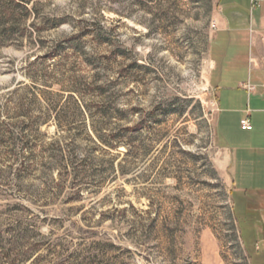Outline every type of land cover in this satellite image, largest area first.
<instances>
[{
  "label": "rangeland",
  "instance_id": "374dc122",
  "mask_svg": "<svg viewBox=\"0 0 264 264\" xmlns=\"http://www.w3.org/2000/svg\"><path fill=\"white\" fill-rule=\"evenodd\" d=\"M17 4L0 23V264H254L215 127L218 0Z\"/></svg>",
  "mask_w": 264,
  "mask_h": 264
},
{
  "label": "crops",
  "instance_id": "0c3cea01",
  "mask_svg": "<svg viewBox=\"0 0 264 264\" xmlns=\"http://www.w3.org/2000/svg\"><path fill=\"white\" fill-rule=\"evenodd\" d=\"M218 3L210 46L216 133L229 155L241 232L253 263L264 264V0ZM246 117L250 131L240 128Z\"/></svg>",
  "mask_w": 264,
  "mask_h": 264
},
{
  "label": "trees",
  "instance_id": "16d2710c",
  "mask_svg": "<svg viewBox=\"0 0 264 264\" xmlns=\"http://www.w3.org/2000/svg\"><path fill=\"white\" fill-rule=\"evenodd\" d=\"M14 1H16L18 3L17 4L18 7L22 6L21 7L22 11L26 10L24 5H29V3L31 2V0H0V23H2L3 21H5L6 19H8L10 17ZM97 38H96V40H98L97 42L101 43L98 35H97ZM52 55L57 56L56 53H54V52L52 53ZM124 136H122L123 140L125 138ZM107 145L111 148L114 147L113 143L108 142Z\"/></svg>",
  "mask_w": 264,
  "mask_h": 264
},
{
  "label": "built area",
  "instance_id": "2783aa9c",
  "mask_svg": "<svg viewBox=\"0 0 264 264\" xmlns=\"http://www.w3.org/2000/svg\"><path fill=\"white\" fill-rule=\"evenodd\" d=\"M252 4L255 6L256 4L254 2H252ZM213 29L215 28V25H212L211 26ZM252 89V88H251ZM240 128L243 130V131H250L252 129V125L250 123V120L246 117V118H243L241 121H240Z\"/></svg>",
  "mask_w": 264,
  "mask_h": 264
}]
</instances>
